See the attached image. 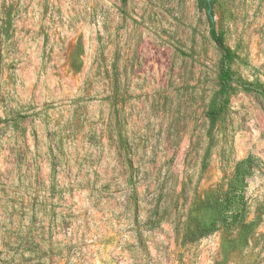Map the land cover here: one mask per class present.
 I'll list each match as a JSON object with an SVG mask.
<instances>
[{"label": "rangeland", "instance_id": "rangeland-1", "mask_svg": "<svg viewBox=\"0 0 264 264\" xmlns=\"http://www.w3.org/2000/svg\"><path fill=\"white\" fill-rule=\"evenodd\" d=\"M214 22L236 58L212 123L196 0H0V264H264V92L243 86L264 91V0ZM244 161L243 206L193 240Z\"/></svg>", "mask_w": 264, "mask_h": 264}, {"label": "trees", "instance_id": "trees-1", "mask_svg": "<svg viewBox=\"0 0 264 264\" xmlns=\"http://www.w3.org/2000/svg\"><path fill=\"white\" fill-rule=\"evenodd\" d=\"M125 2V0H123ZM216 0H196L199 11L205 12L209 21L210 37L220 51V64L218 74V92L217 104L213 110L208 113V118L215 123L218 118L224 113L229 96L232 91V84L235 81L234 73L231 69V64L235 60V53L227 46L225 35L223 32L218 31L214 22V5ZM245 89L263 93L264 91L255 89L252 84H244ZM247 161L242 162L237 169V176L235 182L231 185V189L226 193L223 201L218 202L216 205L217 218L212 225L201 227L198 232L193 235V240L201 239L212 232L217 231L222 226H228V218H231L235 213L236 208L240 207L238 199L240 198L239 191L243 192L245 189L244 180L250 171L246 168ZM235 193V195H233ZM243 206V205H241ZM242 213V214H241ZM240 217H235L234 222L236 226L232 227L239 232L248 233L252 226V222L247 221L248 211L246 208L240 210Z\"/></svg>", "mask_w": 264, "mask_h": 264}]
</instances>
